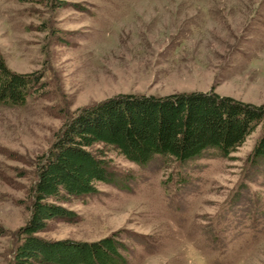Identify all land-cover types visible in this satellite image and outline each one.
Segmentation results:
<instances>
[{
  "label": "rangeland",
  "instance_id": "374dc122",
  "mask_svg": "<svg viewBox=\"0 0 264 264\" xmlns=\"http://www.w3.org/2000/svg\"><path fill=\"white\" fill-rule=\"evenodd\" d=\"M0 54L36 77L23 105H0V264H10L37 162L78 110L191 91L264 103V0H0ZM260 134L185 163L139 166L107 150L113 179L63 203L72 218L39 235L115 232L129 264H264Z\"/></svg>",
  "mask_w": 264,
  "mask_h": 264
},
{
  "label": "trees",
  "instance_id": "16d2710c",
  "mask_svg": "<svg viewBox=\"0 0 264 264\" xmlns=\"http://www.w3.org/2000/svg\"><path fill=\"white\" fill-rule=\"evenodd\" d=\"M35 83L33 73L8 69L0 54V105H23ZM257 126L261 134L251 156L263 162L264 103L191 91L155 97L120 94L78 110L37 162L30 214L17 229L10 264H129L128 245L115 232L88 241L50 240L39 232L52 219L72 218L63 203L93 194L96 182L113 179L107 150L139 166L157 156L179 163L210 151L227 157Z\"/></svg>",
  "mask_w": 264,
  "mask_h": 264
}]
</instances>
